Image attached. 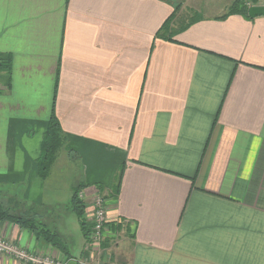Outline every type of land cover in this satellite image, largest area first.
I'll return each instance as SVG.
<instances>
[{
	"label": "crops",
	"instance_id": "obj_1",
	"mask_svg": "<svg viewBox=\"0 0 264 264\" xmlns=\"http://www.w3.org/2000/svg\"><path fill=\"white\" fill-rule=\"evenodd\" d=\"M234 1L194 16L183 0L157 37L164 0H0V185H15L0 203L37 220V205H56L44 191L64 154L79 167L71 189L85 207L104 197L118 241L98 256L81 228L74 238L72 190L63 216L37 220L68 260L17 224L0 221V238L91 264H264V16L228 14ZM52 116L65 145L40 178Z\"/></svg>",
	"mask_w": 264,
	"mask_h": 264
},
{
	"label": "trees",
	"instance_id": "obj_2",
	"mask_svg": "<svg viewBox=\"0 0 264 264\" xmlns=\"http://www.w3.org/2000/svg\"><path fill=\"white\" fill-rule=\"evenodd\" d=\"M245 1L246 0L234 1V3L228 9V14H239L248 16V9L244 5ZM164 2L168 3L173 7V13L171 17L165 22L164 26L157 32V37H160V33L165 31L167 26L173 22L175 17L178 16L179 10L182 6V3L177 2V0H164ZM190 20H192V18ZM191 23L192 21L187 24H183L180 27V32L186 30L191 25ZM168 40L172 41L171 39ZM8 70V64L0 60V72ZM64 145L65 137L62 134L56 119L54 118V116H52L47 130L43 136L41 142V154L37 161V167L40 178H45L47 176L50 166L55 161L59 151ZM120 175L121 173H119V175L117 176L116 184L114 187L115 195L118 192L121 178ZM82 188V186L73 188L69 208L70 211L76 216L80 224L81 231L85 239L87 240L89 236V225L86 222V218L84 215L85 204L78 198V194ZM0 221L15 223L21 227L30 229V231L34 233L38 238H42L47 244H49L59 252H62V254L67 260L68 258H70V255L66 253V247L64 246V243L61 242L59 235L56 232H51L49 230L43 229L41 224L38 223L36 217H34L33 215L30 216L19 215L16 213L14 214L12 211L9 210L8 207H4V205L0 203Z\"/></svg>",
	"mask_w": 264,
	"mask_h": 264
},
{
	"label": "built area",
	"instance_id": "obj_3",
	"mask_svg": "<svg viewBox=\"0 0 264 264\" xmlns=\"http://www.w3.org/2000/svg\"><path fill=\"white\" fill-rule=\"evenodd\" d=\"M248 9L253 6H264V0H246L244 3ZM79 200L83 201L84 193L82 191L78 194ZM88 206V208H87ZM85 209H87L86 219H88L89 236L87 239V245L93 250V254L101 255L103 249L102 243L109 239L110 244L115 246L118 241V235L116 232L112 234L107 230V213L106 202L104 197L98 193L93 194ZM0 255L7 256L23 264H67L68 261H63L55 257L42 256L38 254L29 253L16 246L10 241H5L0 238ZM77 264H91V262L81 259L73 260Z\"/></svg>",
	"mask_w": 264,
	"mask_h": 264
},
{
	"label": "rangeland",
	"instance_id": "obj_4",
	"mask_svg": "<svg viewBox=\"0 0 264 264\" xmlns=\"http://www.w3.org/2000/svg\"><path fill=\"white\" fill-rule=\"evenodd\" d=\"M207 1L208 0H190V2L187 3L188 8L192 9V10H189L190 11L189 14H192V12H193L194 16H198V15L200 16L201 14H203L206 11L210 12V10H216V9L207 8V4L209 3ZM177 2L183 3V0H177ZM195 18H198V17H195ZM58 155H59V153H58ZM63 155L64 154H62L60 156V158H58L59 165L56 166V168H55V171H56L55 173L57 174V176L55 178V183H54L55 186L50 188V186H51L50 185L48 188H45V191H44L45 200H49V195H51L54 197L53 203L56 205L49 206L48 204L45 203V201L42 202L43 203L42 205H40V206L37 205L34 209L36 210V215H37L38 221L40 218H42L44 216L45 210L46 211L48 210V213H52V215L54 214L53 215L54 217L63 216L64 208H65L64 205L66 203L67 196L69 197L71 190H72L71 189L72 186H75L74 185L75 182L79 179L78 164L75 162V160H69L66 164ZM70 159H74V158H70ZM0 187H2V185H0ZM2 188H6V189L9 188L10 190L11 189L15 190V185L8 184V185H4ZM0 197H3V195H0ZM3 205H4V207H8L9 210L15 214V200L8 201V202L6 201V203H3ZM52 209L54 211H51ZM69 220H70L69 228L71 230V233L74 234V238H75V234L80 235V233H81L80 232V226H79L80 224H79L75 215H72L71 218H69ZM13 224H15V223H13ZM5 241H7V240H5ZM73 244L69 243L66 245L68 247L70 246L72 248ZM75 245H76L75 247L77 250V255H79V253L81 251V247L79 248L78 243H75ZM78 249H79V253H78ZM48 257H54V256H48Z\"/></svg>",
	"mask_w": 264,
	"mask_h": 264
},
{
	"label": "water",
	"instance_id": "obj_5",
	"mask_svg": "<svg viewBox=\"0 0 264 264\" xmlns=\"http://www.w3.org/2000/svg\"><path fill=\"white\" fill-rule=\"evenodd\" d=\"M248 16L250 18L264 16V6H253L247 10ZM67 264H77L75 261H68Z\"/></svg>",
	"mask_w": 264,
	"mask_h": 264
}]
</instances>
